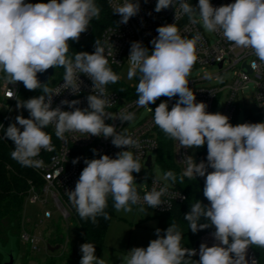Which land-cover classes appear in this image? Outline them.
Instances as JSON below:
<instances>
[{"label":"clouds","instance_id":"clouds-1","mask_svg":"<svg viewBox=\"0 0 264 264\" xmlns=\"http://www.w3.org/2000/svg\"><path fill=\"white\" fill-rule=\"evenodd\" d=\"M170 6L175 9L176 20L178 14L187 15L191 23L200 24L206 32L222 34L233 47L250 49L264 64V0H235L219 7H214L210 0H198L196 6L187 0H157L155 11L159 13ZM100 11L95 0L47 3L0 0V73L9 84L22 82L26 89L42 92L17 102V108L27 109L30 118L16 116V122L5 131L4 136L14 143L11 157L22 166L40 167L42 162L35 158L41 150L53 151L52 137L44 131L53 124L57 138L63 139L66 132H79L87 137H110L115 147L128 149L118 152L116 158L105 154L85 159L86 166L74 190L67 192L79 217L90 219L93 224L97 223V217L110 219L105 211L109 196L117 212H131L133 205L141 203L133 173L142 168L139 155L134 156L129 150H139L140 142L105 123L106 119L117 117L105 111L112 106L106 86L117 83L120 77L109 66L99 40L95 41L92 53L68 55L69 41H78L90 22L99 19ZM113 11L121 17L118 23L127 24L140 11L139 0L114 3ZM156 31L158 36L151 41L154 46L151 51L140 41L132 42L127 78L139 75L138 107L150 108L149 104L161 97H179L170 110L165 101L153 112V123L176 141L179 148L207 145L206 162L197 163L191 155L180 161L184 168L179 181L204 178L203 195L209 204L205 206L197 200L184 219L193 233L214 228L212 236L217 243L212 246L202 243L199 260H192L196 250L184 247L182 231L176 224H170L163 234L156 229L157 238L146 248L128 251L121 264H249L248 249L252 246L264 249V122L233 125L227 115L208 112L207 105L197 102L195 92L188 86V77L198 59L200 35L183 36L176 23L160 26ZM111 54L109 51L107 55ZM58 67L65 70L61 87L73 95L79 94L80 74L92 81L93 94L87 96V108L75 107L80 103L78 100L61 101L72 111H64L60 106L52 108V97L60 92L42 84L37 74ZM251 67H257L256 61ZM13 95L11 92L10 97ZM118 116L127 123L135 119V113L130 112ZM78 162L79 157L72 161ZM161 179L164 185L159 190L154 186L142 198L153 209L161 205L171 207L162 197L169 195L167 181L175 183L177 176L168 171L154 180V185ZM139 210L145 211L143 207ZM202 218L205 223H200ZM80 251V264H106L95 255L92 243L82 244Z\"/></svg>","mask_w":264,"mask_h":264},{"label":"built area","instance_id":"built-area-1","mask_svg":"<svg viewBox=\"0 0 264 264\" xmlns=\"http://www.w3.org/2000/svg\"><path fill=\"white\" fill-rule=\"evenodd\" d=\"M192 1L193 0H187L190 4ZM105 2L114 14L113 4H123L124 0H111V2L110 0H105ZM234 2L235 0L211 1L214 7ZM156 3L157 0H139L140 11L136 16L130 18L127 24L118 23L121 17L118 14H114L116 17V24L107 27L103 31L100 39V44L105 48L109 66L118 69L124 66L130 67L128 58L132 42L140 41L144 47L151 51L154 47L151 41L158 36L156 29L163 25L176 23L183 36L192 38L196 34H199L201 37L197 45L198 59L188 77V86L195 92L196 101L204 102L207 105V111L211 113L214 112L217 104L222 101L220 113L227 115L230 118L231 124L236 122L239 114L242 112L247 113L246 122L248 123L264 122V64H260L257 57L250 49L233 47L223 38L222 34L206 32L200 24L191 23L187 15L182 13L178 14L176 20L174 7L170 6L157 13L155 11ZM176 7L178 8L179 5L177 4ZM89 27L91 28V25ZM79 40L87 41L88 39L82 40L79 38ZM109 51L112 53L111 55H107ZM253 61L257 63L255 69L251 67ZM212 69L218 71V74L221 76L232 72V80L221 85L217 84L216 76L206 77V72ZM63 76L50 87L60 92V94L52 97V108L60 106L64 111L74 110L67 105H62V100H78L80 103L75 107L81 109L87 108V96L93 94L92 81L84 74H80V91L78 95H73L69 90H65L61 87ZM137 78L139 82V75H137ZM119 80L121 79L119 78ZM210 80H214L216 84L210 85L208 83ZM137 84L134 86L126 85V94H119L106 86L107 95L112 101V106L107 107L105 111L115 114L117 117L115 119H106L105 123L114 125L117 132H126L134 139H138L141 145L140 149L130 148L129 150L133 152L134 156L139 155L141 168H149L147 162L150 158L151 166L149 169H151L153 155L158 154L159 151L157 126L153 123V112L159 103L165 101L168 103L170 110L179 97L177 96L172 99L161 97L157 99L154 104H149L152 110L150 108L138 107L136 104L138 99L136 93ZM21 86L22 82L9 84L6 79L1 82V97L4 101L12 105L11 107H9V105L5 107L7 109V114H11ZM248 90H251L252 93L248 99L249 102H247L255 107V113H252L251 109L247 107L245 92ZM11 92L14 93L12 97H10ZM242 101H244V103ZM144 109H149L150 114L132 127H130V124L133 121L127 123L119 119L118 114L121 112L135 113L136 119ZM44 131L49 133L52 137L51 143L53 151L42 149L39 156L35 158L42 162L41 166H29L37 174L40 184L37 186L32 184L30 186L27 201L30 204H38L41 206L42 223L50 221L55 212L59 214L62 221L70 223L72 220L76 221L79 215L69 202L67 192L74 190L80 173L86 166L84 163L85 159L100 158V156L105 154L112 158H116L118 152L128 149L115 147L111 143L112 138L110 137H87L86 134H81L79 132H66L63 139L57 138L54 124L49 125ZM12 148L14 149V143H12ZM94 149L96 150L95 153L93 151ZM200 154L206 162V144L200 147ZM185 155H190V149L179 148L177 142L173 140V157L175 163L180 167L181 172L184 165L180 161L183 160ZM77 157H79V162L73 164L72 161ZM209 171H212V169H209ZM133 175L136 178L135 186L141 197V203L133 205L135 207L147 208L159 215H165L171 213L177 205L183 204L187 200V195L184 192L178 190L169 183V195H165L162 199L166 203H169L171 207L168 208L167 205H161L153 209L146 203H143L142 198L145 193L151 191L154 186L159 190V187H162L164 182L159 181L158 184L154 185L153 181L156 180V178L152 177L149 179L146 186H142L140 172L133 173ZM36 228L37 227L24 228L19 233L20 243L27 246L32 252H39L41 250V244H46V241L40 234L42 230ZM212 233L213 232H205L201 234L197 238L194 246L190 247V249L196 250L197 254L194 257L199 258V247L202 243H206L208 246L217 243ZM46 246L48 247L47 244ZM246 259L249 261V264H251L253 260H255V264H259L257 255L251 248L248 249Z\"/></svg>","mask_w":264,"mask_h":264},{"label":"trees","instance_id":"trees-1","mask_svg":"<svg viewBox=\"0 0 264 264\" xmlns=\"http://www.w3.org/2000/svg\"><path fill=\"white\" fill-rule=\"evenodd\" d=\"M29 3H47L49 0H26ZM95 3L100 8V16L99 19H93L90 22L91 25V36L89 40L85 43H77L76 41H70V49L68 55L74 57L76 52H89L92 53L95 51V41L101 39V35L103 31L114 24H116V17L108 8L105 0H95ZM193 6L198 4V0H193L191 3ZM111 69L118 75V68L110 66ZM63 73L59 76V78L55 81L57 82L64 74V68L61 69ZM5 80L4 74L0 73V84ZM54 82V83H55ZM48 84V83H47ZM45 85L48 87V85ZM110 90H113L119 94H126L127 86L122 83L121 80H118L115 84L107 85ZM51 87V86H50ZM49 87V88H50ZM42 92L40 89L37 90H28L24 87L23 83L21 86V90L19 92L18 100L26 101L29 98L37 97L41 95ZM1 100V97H0ZM15 102V103H16ZM10 105L11 103L8 102ZM160 104V103H159ZM158 104V105H159ZM157 105V106H158ZM156 106V107H157ZM155 107V108H156ZM18 115H23L24 118H30L29 112L27 109L18 108ZM17 115V116H18ZM16 116L11 114H2L0 112V222L3 220H9L15 225H20L23 207L27 200V194L30 190V182L32 184L39 185L40 180L37 174L29 167L22 166L16 160L11 157V152L13 151L12 143L10 139L6 138L5 131L7 127L15 123ZM19 127V125H17ZM157 134L159 140V151L157 154V160L159 164L162 166L163 170L166 172L172 171L177 176V180L175 183L169 181L171 185L176 187L178 190H181L187 195V200L183 204L177 205L174 210L165 215H160L159 223L156 229L161 230V234L166 230L170 224H176L178 228L183 233L182 245L186 248L193 247L197 238L205 233V232H214V228H207L203 230H199L196 233H193L189 228V223L184 219V215L189 212L190 207L197 200H199L202 204L207 206L209 202L203 195V187H204V178L202 179H193L189 180L188 178L184 179V182L181 183L179 181V176L181 171L178 165L175 163L173 157V140L168 138L165 133L157 126ZM113 200L109 196L108 198V207L105 211L109 214L110 219H104L102 216L97 217V223L93 224L90 219L85 220L80 217L76 220L77 229L81 235V238L84 243H92L95 246V255L99 257L100 253L105 248V235L108 230L109 225L111 224L114 218V207ZM206 221L201 219L200 223H205ZM155 229V232H156ZM61 231L59 227L57 229L58 232ZM52 236H55L52 233ZM11 233L8 234V236ZM7 236V237H8ZM16 241H19V233L16 235ZM156 235L155 238L156 239ZM257 255L259 260V264H264V249L252 246L250 247ZM82 257V255H81ZM192 260L198 261V257H191ZM4 257L0 253V264L3 263ZM81 260V259H80Z\"/></svg>","mask_w":264,"mask_h":264},{"label":"rangeland","instance_id":"rangeland-1","mask_svg":"<svg viewBox=\"0 0 264 264\" xmlns=\"http://www.w3.org/2000/svg\"><path fill=\"white\" fill-rule=\"evenodd\" d=\"M212 0H210L211 2ZM91 36V28L80 35V39L89 40ZM87 40V41H88ZM87 41H76L77 43H85ZM70 44V41H69ZM55 75L47 84L48 87L52 86L54 82L63 73L61 69L63 67L54 68ZM129 67L124 66L119 69L118 76L122 83L127 86H134L138 82L137 76L129 80L127 78V72ZM208 76H216L217 84L221 85L226 82H230L233 77V73L229 72L225 75H219L216 70H209L206 72ZM210 85H215L214 80L208 82ZM252 91L245 92L246 102L250 98ZM1 97V93H0ZM244 103V101H242ZM249 102V101H248ZM247 102V107L251 109L252 113H255V107ZM8 104L1 97L0 100V112L7 115ZM12 105L10 104L9 107ZM222 107V101H220L214 112H220ZM19 109L17 108V102L14 104V108L11 111V115L17 116ZM149 109H144L137 116V118L130 124V127L136 123L142 121L149 115ZM247 113H240L236 122L233 125L246 123ZM190 155L193 156L195 161L199 163L204 161V158L200 154V148L190 149ZM179 167V166H178ZM180 169V167H179ZM181 171V169H180ZM165 171L157 160V154L153 155L152 168H142L140 176L142 177V186H146L149 179L154 177H162ZM203 177H197L202 179ZM165 183L162 179L160 180ZM169 184V181H167ZM32 182H30V186ZM36 186V184H34ZM29 193V191H28ZM28 198V194H27ZM141 207L132 206V211L125 213L123 211H114V218L108 227L105 235V248L100 253L98 258H103L106 264H121V258L127 255V252L134 247H147L149 242L155 238V229L158 226L160 215L154 211L144 208L145 211L141 212ZM42 208L38 204H30L27 200L23 207V213L20 221V225H15L9 220H3L0 222V252L4 255H8L9 252H13L15 256V264H80L81 251L80 246L84 244L81 235L77 229L76 221L72 220L70 223H66L61 220L59 214L55 212L53 218L45 223H42ZM42 230L41 235L46 241V244L55 249L53 253L49 252L45 243L41 244V250L38 252H32L27 246L16 241V235L24 228H33ZM61 228V231L57 234V229ZM11 235L8 236V234ZM54 233L55 236H52ZM8 236V237H7Z\"/></svg>","mask_w":264,"mask_h":264},{"label":"water","instance_id":"water-1","mask_svg":"<svg viewBox=\"0 0 264 264\" xmlns=\"http://www.w3.org/2000/svg\"><path fill=\"white\" fill-rule=\"evenodd\" d=\"M38 79L42 84H47L49 81L54 77L55 75V69L50 68L44 73H38ZM147 166L150 168L151 166V159H148ZM59 247L53 249L50 246H48L49 252L53 253L55 250H58ZM1 253V252H0ZM2 254V253H1ZM4 257L3 263L2 264H15V256L13 252H9L8 255L2 254Z\"/></svg>","mask_w":264,"mask_h":264}]
</instances>
